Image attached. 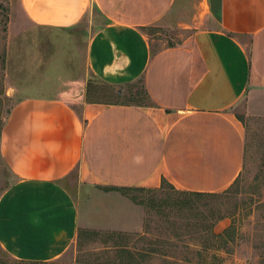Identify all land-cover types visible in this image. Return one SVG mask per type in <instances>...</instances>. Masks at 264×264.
<instances>
[{"label":"crops","instance_id":"1","mask_svg":"<svg viewBox=\"0 0 264 264\" xmlns=\"http://www.w3.org/2000/svg\"><path fill=\"white\" fill-rule=\"evenodd\" d=\"M183 1L19 0L35 30L75 32L87 20L72 85L81 93L22 98L2 128L12 180L0 194V247L10 258L47 263L69 249L80 221L66 185L72 173L109 204L107 229L123 232L142 229L141 207L98 187L157 189L163 178L177 190L218 193L237 178L244 129L234 109L244 100L251 112L264 109V0H201L193 22L204 26L153 52L142 29L168 26ZM89 76L112 86L141 80L151 104L87 103Z\"/></svg>","mask_w":264,"mask_h":264},{"label":"rangeland","instance_id":"2","mask_svg":"<svg viewBox=\"0 0 264 264\" xmlns=\"http://www.w3.org/2000/svg\"><path fill=\"white\" fill-rule=\"evenodd\" d=\"M197 14H203L201 0L183 1L177 16L172 18L168 26L163 29L155 28L148 33L152 51L174 45L195 28L204 26L202 23L193 22ZM86 20L85 17L83 24L76 28L75 32L35 30L24 23L19 0H0V91L3 86L6 97L0 107L3 125L13 106L22 98L54 97L63 88L71 89L74 94L81 93L72 89V85L80 80L79 73L84 66L81 46L85 42L82 33ZM77 36L81 38L76 39ZM3 52L4 71L1 70ZM90 78L89 76L87 81ZM85 88L86 86L82 88L84 94ZM123 90L126 94V88ZM136 90L134 86L133 92ZM248 107L244 100L234 109L244 129L242 169L227 188L218 192L219 197L209 200L227 217L215 224V233H220L234 222L233 239L217 253L222 260H215L209 251L204 250L203 246L209 244L205 238L182 237L177 240L171 237L170 230L166 229L164 217L158 216L154 211L147 212V209L140 206L143 211L142 229L126 233L147 231L150 238L160 241L155 245L158 252L144 264H264V109L255 106L254 113L251 112L253 108ZM10 177L9 168L0 152V194L12 180ZM75 178L72 173L66 185L78 205V231L84 233L80 234L79 238L78 234L76 235L74 242L60 258L47 263L14 260L0 247V264H104L113 259L114 253L107 251L112 244L105 239L110 232L123 231L107 229L106 222L109 220L105 219L106 216L101 214V211L102 208H108L109 204L94 197V191L97 189L78 186ZM169 191L164 190L170 193ZM138 195L143 199L162 197L160 193ZM203 202L206 201H197ZM117 204L112 201L110 206L113 205L116 209ZM119 206L123 208L122 205ZM165 211L170 219L181 222L176 212ZM107 215L112 217L110 211H107ZM168 239V243H174L177 248H167L168 245L162 241ZM134 242L136 240L131 244ZM137 243L140 246L139 241Z\"/></svg>","mask_w":264,"mask_h":264},{"label":"trees","instance_id":"3","mask_svg":"<svg viewBox=\"0 0 264 264\" xmlns=\"http://www.w3.org/2000/svg\"><path fill=\"white\" fill-rule=\"evenodd\" d=\"M154 29L155 28L148 27L142 30L148 34ZM4 65L5 52H3L1 57L2 71H4ZM134 86L137 88L135 92H133ZM2 87L3 86H1L0 91V107L3 99L6 98ZM123 88H126V94L123 92ZM84 100L87 103L104 105L148 106L151 104L141 80L124 86H112L104 84L94 77H91L86 83ZM3 126L0 114V136ZM98 189L104 192H117L133 204L144 207L147 209V212L154 211L158 216L164 217L166 229L170 230V236L177 240L182 237H188L191 239H194L195 237L205 238L209 244L203 246L204 250L209 251L211 257L215 260H222V257L217 253L221 251L223 247H226V244H228V242L234 237L235 231L233 221L220 233H215L213 231L217 222L227 218L219 209H216L212 202H209L210 199L219 197V193L177 190L163 178L157 189L114 186L98 187ZM165 189L170 190V193L164 192ZM143 193H150L153 195L160 193L162 197L160 199L153 197L143 199L138 195ZM200 200L206 202L197 203V201ZM165 210H169V213L176 212L177 217L181 219V222L170 219L168 217L169 214L166 213ZM82 233H84V231L77 232L78 238ZM133 240H136V242L131 244ZM105 241L111 242L112 245L107 251L108 253L113 252L114 255L113 259L109 257L111 259L104 264H144L148 262L156 252H158L155 245H158L160 242L156 239L150 238L147 231L142 233L110 232ZM137 241H139L140 246H138ZM162 242L168 245L167 248H177L174 243H168L170 242L169 239Z\"/></svg>","mask_w":264,"mask_h":264}]
</instances>
